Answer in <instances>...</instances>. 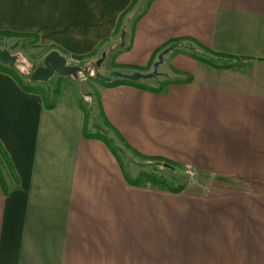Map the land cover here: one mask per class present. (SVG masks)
Masks as SVG:
<instances>
[{
    "label": "crops",
    "instance_id": "0c3cea01",
    "mask_svg": "<svg viewBox=\"0 0 264 264\" xmlns=\"http://www.w3.org/2000/svg\"><path fill=\"white\" fill-rule=\"evenodd\" d=\"M0 32L102 73L179 38L226 59L167 49L163 91L98 87L130 148L225 180L177 193L128 180L73 94L0 70V264H264V0H0Z\"/></svg>",
    "mask_w": 264,
    "mask_h": 264
},
{
    "label": "rangeland",
    "instance_id": "374dc122",
    "mask_svg": "<svg viewBox=\"0 0 264 264\" xmlns=\"http://www.w3.org/2000/svg\"><path fill=\"white\" fill-rule=\"evenodd\" d=\"M192 47V45L182 43L180 46L174 48H178L174 52H190L189 49L192 50ZM0 49L7 51L9 55L16 58V66L14 69L16 72L18 70L17 73L20 79L26 83L31 82L26 76L37 66L42 65L43 58L47 54L45 50L35 42L34 38L30 36L0 35ZM96 62L97 60L85 65L80 61V67L88 71L93 70L94 72L99 71L102 73L103 70L101 69V65H97ZM18 65L27 67V72L21 71ZM151 71L152 67L149 68L148 71L140 72L147 73ZM157 71L159 72L160 69L157 68ZM124 72H129V70ZM102 74L107 75L108 73ZM139 81L141 82L142 80ZM141 83L146 85L147 82ZM148 83L154 84L153 82ZM100 85H102L101 81L94 76L88 75V73L77 78L65 77L56 73L45 82L44 86H38L32 89L40 88L44 95L47 92L51 95H58L59 93H63L64 95L73 94L71 96L74 97L79 104L83 105L86 110L89 131L103 137L113 148L116 155L121 158L123 172L128 180L138 182L141 185L148 181L146 184L164 190H167V188L160 184L162 180H164L169 187H182L183 190L187 189L189 191H206L210 188L224 187L225 180L221 181L209 175L199 174L191 169L167 166L160 160H146L135 155L123 142H121L119 137L104 124L98 103V87Z\"/></svg>",
    "mask_w": 264,
    "mask_h": 264
},
{
    "label": "water",
    "instance_id": "95a60500",
    "mask_svg": "<svg viewBox=\"0 0 264 264\" xmlns=\"http://www.w3.org/2000/svg\"><path fill=\"white\" fill-rule=\"evenodd\" d=\"M123 34V33H122ZM167 52V49L162 50L158 56L157 60L152 64V71L143 73L140 71L124 72L118 69L110 71L107 75L100 73L99 71L94 72L93 70L88 71L80 66L67 65L66 58L59 52L52 50L49 51L43 58L42 65L37 66L29 75V80L32 82H47L54 74H59L65 77H82L86 73L90 76H94L100 81L109 83L116 79H126L132 81H139L152 78L158 71V65L162 61L163 55ZM15 57L9 55L5 50L0 49V62L3 64L14 61ZM101 61L96 62L100 65Z\"/></svg>",
    "mask_w": 264,
    "mask_h": 264
},
{
    "label": "trees",
    "instance_id": "16d2710c",
    "mask_svg": "<svg viewBox=\"0 0 264 264\" xmlns=\"http://www.w3.org/2000/svg\"><path fill=\"white\" fill-rule=\"evenodd\" d=\"M0 35H12V36H20V37H28L26 35H15V34H9V33H4V32H0ZM185 40H187L188 45H192V50H190V52H187L185 51L186 54H188L189 56L191 57H194L196 59H199V60H202V61H205L207 63H210V64H214V62L218 61V60H222V61H225L226 59H224V56L222 55H219L217 53H214L212 52L211 50L205 48L204 46H202L201 44L197 43L195 40L191 39V38H179V39H173L167 43H165L161 48L157 49L155 51V54L157 53H160L163 49H168V50H173L176 46H180L183 42H185ZM184 44V43H183ZM194 48V49H193ZM178 49V48H177ZM177 49H174V51H176ZM15 61H16V58L14 59V61L12 62H9V63H6V64H3V63H0V70H3L9 74H11L12 76H14L19 82H21V79L18 75V70L16 72V70L14 69L15 68ZM152 62V61H151ZM126 68H128L130 71H141L142 69L140 68H137V67H130V66H126ZM129 71V72H130ZM29 75L28 74L26 76L27 79H29ZM171 81L167 80V81H164V82H161L159 83V85L157 87H148L144 84H141L140 81H132V80H126V79H116L114 81H111L109 83H106V82H103L101 81V83L103 85H106V86H116V85H119V84H124V85H130V86H133V87H137L139 89H145V90H149V91H152V92H161L164 90V88L170 83ZM35 92L39 93L42 97H45L43 91L38 88V89H34ZM81 105V104H79ZM83 106V105H81ZM104 124L107 125L111 130V126L108 125V123L106 121H104ZM98 137H101L99 135H97ZM118 136V135H117ZM119 137V136H118ZM103 139V137H101ZM119 139L121 140V142L124 143V141L121 139V137H119ZM104 140V139H103ZM108 143V142H107ZM125 144V143H124ZM126 145V144H125ZM135 155L143 158V159H146V160H160L159 158H155V157H146V156H143L141 154H139L137 151H135L134 149L130 148L128 145H126ZM162 162L164 164H166L167 166H174L172 163L168 162V161H163ZM150 180V178H149ZM152 180V178H151ZM132 182V181H131ZM148 182V181H146ZM146 182L145 184H142V185H146ZM150 182V181H149ZM135 184H140L138 182H133ZM160 184L162 186H165L167 188L168 191H171V192H180L183 190L182 187H176V188H172V187H169L168 184L162 180L160 182Z\"/></svg>",
    "mask_w": 264,
    "mask_h": 264
},
{
    "label": "built area",
    "instance_id": "2783aa9c",
    "mask_svg": "<svg viewBox=\"0 0 264 264\" xmlns=\"http://www.w3.org/2000/svg\"><path fill=\"white\" fill-rule=\"evenodd\" d=\"M66 64L80 66V60L74 58H66Z\"/></svg>",
    "mask_w": 264,
    "mask_h": 264
},
{
    "label": "clouds",
    "instance_id": "9594fccd",
    "mask_svg": "<svg viewBox=\"0 0 264 264\" xmlns=\"http://www.w3.org/2000/svg\"><path fill=\"white\" fill-rule=\"evenodd\" d=\"M18 67H20V70L23 72H27V67L23 66V65H18ZM30 67V66H29Z\"/></svg>",
    "mask_w": 264,
    "mask_h": 264
}]
</instances>
